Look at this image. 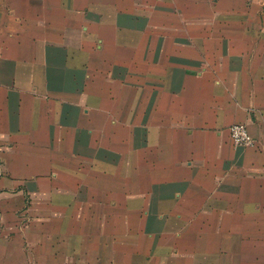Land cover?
I'll list each match as a JSON object with an SVG mask.
<instances>
[{"label": "crops", "instance_id": "1", "mask_svg": "<svg viewBox=\"0 0 264 264\" xmlns=\"http://www.w3.org/2000/svg\"><path fill=\"white\" fill-rule=\"evenodd\" d=\"M119 1L0 0V264H264V0Z\"/></svg>", "mask_w": 264, "mask_h": 264}, {"label": "rangeland", "instance_id": "2", "mask_svg": "<svg viewBox=\"0 0 264 264\" xmlns=\"http://www.w3.org/2000/svg\"><path fill=\"white\" fill-rule=\"evenodd\" d=\"M119 3L120 4H117V12L121 13L124 9H126V0H120ZM244 15H246L247 18H256V20H259L258 18L264 19V1L259 4V8H257L256 11H253L252 13H245ZM58 26H60V24H57L56 22L53 24L54 28ZM95 28L97 29L96 26H93V23H89L87 26H83L81 29L83 34H81L85 35L87 38V46L94 51H98L104 47V43L102 42V37L104 36ZM119 222L120 224L126 222V231L120 230V236H122L123 241L120 239V242L117 246L119 249V252H117L119 259L126 261V264H130V262L134 264H144L142 263L143 260L149 261L154 259L148 250L149 243L146 242V239L142 235V228L140 229V227L137 225L138 220L135 218L120 217ZM149 231H154V228L151 227ZM152 235L153 233L150 234V237H152ZM132 250H139L140 252H135ZM131 254H137L138 256L137 258L130 257Z\"/></svg>", "mask_w": 264, "mask_h": 264}, {"label": "built area", "instance_id": "3", "mask_svg": "<svg viewBox=\"0 0 264 264\" xmlns=\"http://www.w3.org/2000/svg\"><path fill=\"white\" fill-rule=\"evenodd\" d=\"M229 135L235 145L250 146L254 144V139L243 123H232L229 126Z\"/></svg>", "mask_w": 264, "mask_h": 264}]
</instances>
